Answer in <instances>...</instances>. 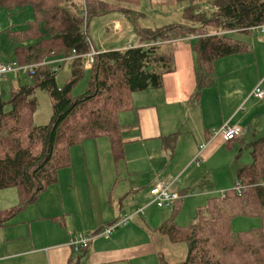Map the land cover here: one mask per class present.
<instances>
[{
	"label": "trees",
	"instance_id": "16d2710c",
	"mask_svg": "<svg viewBox=\"0 0 264 264\" xmlns=\"http://www.w3.org/2000/svg\"><path fill=\"white\" fill-rule=\"evenodd\" d=\"M177 1L187 3L180 22L145 29L137 26L143 14L130 7L135 0H0V6L6 9H32V20L24 28L5 30L4 35L13 45L10 61L38 65L32 75L12 73L31 77L32 84L9 86L6 98L3 89L0 92V191L16 188L19 196L18 204L0 209V228L9 226L48 186L57 183L56 172L69 166L73 146L107 138L114 162L123 157L118 114L133 108V94L161 88L164 75L174 70L172 51L165 48L168 42H191L195 53L192 98L197 99L203 88L214 84L216 61L249 50L225 34L250 33L264 24V0ZM114 12L133 24L139 43L96 52L88 34L89 22ZM57 63L70 65V78L62 87L55 82ZM85 70L90 72L86 92L73 97L71 89ZM36 89L46 91L51 101L52 115L47 125L33 124ZM163 143L173 151L175 135L165 137ZM247 146L252 161L237 168L233 189L208 197L184 226L174 224L184 200L179 199L171 207L169 220L157 228L172 243L186 245V256L178 264H264V135ZM237 183L239 190L235 188ZM124 216L106 227L114 226ZM239 216L259 218L261 225L233 233L231 221ZM53 220L63 223L61 217ZM106 227L84 235L90 243L104 237L101 233ZM68 264L82 263L75 258ZM156 264L168 263L160 256Z\"/></svg>",
	"mask_w": 264,
	"mask_h": 264
},
{
	"label": "crops",
	"instance_id": "0c3cea01",
	"mask_svg": "<svg viewBox=\"0 0 264 264\" xmlns=\"http://www.w3.org/2000/svg\"><path fill=\"white\" fill-rule=\"evenodd\" d=\"M113 14L108 26L122 30L123 20ZM124 47L119 45L94 51ZM168 47L173 54L174 70L164 75L162 87L133 94V108L118 114L124 159L135 165L139 163L141 169L134 172L126 165H112L109 170L103 169L109 180L96 197L91 191L89 198L80 196L73 202H67L62 197L57 211L53 209L49 216L43 217L40 213L33 220L20 217L16 224L10 222L0 231V264H68L70 259L75 261V258L82 264H156L160 256L168 264L183 261L186 245L172 243L167 236L156 231L168 221L171 209L159 208L169 210V213L149 211L152 206L146 207L151 197L149 191L158 183L171 184L173 191L183 195L189 194L191 188L188 187L206 186L203 178L208 171H197L193 166L199 147L207 145L200 157L207 164L222 147L234 150L244 146L241 138L244 135L242 126L247 121L245 106H251L249 114L255 111L252 101L255 98L251 93L259 81L254 80L253 74L243 73L244 68H240V72L231 68L221 74V86L215 79L212 86L203 88L197 99H193L195 57L191 44L176 40ZM8 75L2 77L0 91L5 84H11ZM260 83L264 89V79ZM223 110L227 111L226 118L221 117L217 121V114L221 115ZM255 115L251 113L250 118ZM226 123L240 127L242 134L233 141L225 142L215 133ZM247 127L252 128V122ZM172 135H175V146L170 151L163 142L165 137ZM141 158L143 161L139 162ZM72 183L66 188V194L71 199L75 194L74 181ZM192 192L197 194L194 189ZM189 196L192 195L186 197ZM141 208L144 225L136 219L129 221L108 238H94L79 254L72 253L67 245L72 235L91 234L124 214ZM83 210L92 213L81 212ZM53 217H61L63 223L53 220ZM44 218L46 223H42Z\"/></svg>",
	"mask_w": 264,
	"mask_h": 264
},
{
	"label": "rangeland",
	"instance_id": "374dc122",
	"mask_svg": "<svg viewBox=\"0 0 264 264\" xmlns=\"http://www.w3.org/2000/svg\"><path fill=\"white\" fill-rule=\"evenodd\" d=\"M134 3L135 4L130 7L143 14V16L138 19L137 26L145 29H155L180 22L181 12L187 5L186 2H178L177 0H135ZM114 13L115 14L113 15H117V17H120L123 20L124 27L122 30H117L112 25L108 26V22L111 21L112 13L94 17L89 22L88 34L93 49L101 51L103 48L117 47L119 45L127 46L128 44L136 46L137 43H139V38L135 32L133 24L126 19L123 14H119L118 12ZM30 20H32V9L30 7H25L21 10H13L0 6V59L5 60L6 62L11 60L13 45L5 40V30L22 29L24 28L25 23ZM225 36L248 46L249 50L241 54L224 57L215 62L214 74L215 79L219 81V85L221 86L223 82L221 74L231 68H235L238 71L240 68H244L243 73L253 74L254 80L256 82L257 80L259 81L258 84L262 82L264 79V33L255 34L253 32L245 33L231 31L226 33ZM175 41L168 42V45H171ZM160 43L161 42L158 44ZM165 48L170 50L168 46H165ZM192 53L194 52L192 51ZM193 55L195 57V53ZM58 66L59 68L55 75V82L58 87H62L70 78V65L67 63L61 66V64L57 63L55 67L57 68ZM9 75L8 77L9 80H11V84H5L3 90L1 89L3 92L0 91L4 96L7 91H9L7 90L9 86L16 88L19 84L30 85L33 83L31 77L19 75L17 78L14 76L15 74ZM89 78L90 72L85 70L80 80L72 87L71 96L75 97L84 94L88 87ZM257 85H255V87ZM34 96L37 100V106L33 114V124L36 126L47 125L52 115V106L49 95L44 90L36 89ZM6 97L7 96H5V98ZM252 101L255 105V111L250 112V114L256 113V115L254 118H250L248 112L251 106L249 104L245 106L244 115L247 117V119H245V121H247L245 125L242 126L244 135L241 138L244 146L238 147L234 150H228L226 147H222L218 150L216 156L207 164L202 162L201 158L199 161L200 163H193L192 161L193 166L197 171H208L206 175L207 177L205 176V178H203L207 185L188 187L191 188V194L189 192V195L192 196L186 197L182 201L183 204L174 220V224L177 226H184L191 222L192 218H194L196 208L205 204L208 197L220 196L223 191L233 189L237 168L251 163L250 149L247 145L251 141L264 135V101L259 102V100L256 99H252ZM226 113L227 111L225 110L222 111L221 115L218 113L216 120L219 121L221 117L225 119ZM242 113L243 111L240 114ZM247 114H249V116ZM249 122H252V128L247 127ZM69 156V166L60 168L56 172L58 179L57 183L48 186L38 196L36 203L28 206L24 211L16 215L13 220L10 221L11 223L16 224L20 217L21 219L22 217H27L28 219L33 220L36 216L40 215V213H42L43 217L51 215L49 212L53 209L54 212L57 211V208L59 207V199L62 197H64L67 202H73L76 197L80 196L87 199L90 195L89 191L94 192V196L96 197L109 180L108 177L105 176L107 172L104 173L103 169L109 170L108 168L112 167V165H120L121 167L126 165L127 168L134 169V172H138L141 169V167L138 166L139 163H136L137 165H135L133 162H127L125 161L124 156L117 162H114L109 140L107 138L85 140L70 148ZM142 161L143 159L141 158L139 162ZM143 165L147 166V164L144 163ZM73 181L75 194L73 193V199H71L66 194V188L71 187ZM193 189L197 191V194L192 192ZM203 190L205 192H203ZM18 202L19 196L16 188H9L0 191V209L15 206ZM153 210L155 212L169 211L159 209L155 205L149 207V211ZM81 212L92 213L90 210H83ZM134 212L135 210L130 214L126 213L124 215H132ZM169 212H172V210ZM119 214H121V212ZM32 215L34 216L33 218L31 217ZM134 217L130 219V222H133L136 219L141 221L142 225L145 224L142 216L135 215ZM169 217L170 214L166 220H169ZM45 218L42 219V223L47 222ZM260 225L261 222L259 218L240 216L233 218L230 224L233 233L258 228ZM1 229L2 228H0V231Z\"/></svg>",
	"mask_w": 264,
	"mask_h": 264
},
{
	"label": "built area",
	"instance_id": "2783aa9c",
	"mask_svg": "<svg viewBox=\"0 0 264 264\" xmlns=\"http://www.w3.org/2000/svg\"><path fill=\"white\" fill-rule=\"evenodd\" d=\"M251 31L255 34H262L264 33V24L255 26L251 29ZM222 33H219V35ZM193 37H190L192 39ZM183 41H188L187 39H180ZM159 42H156V44ZM94 52L92 53V55ZM91 57V55H89ZM50 63V62H49ZM47 63V64H49ZM37 64H28V65H18L14 61H0V79L8 74L18 73V74H27L32 75L34 70L37 68ZM87 67L89 65L87 64ZM251 96L256 100H264V89L262 88L261 83H259L254 89L252 90ZM216 135L220 136L225 142H230L239 137L242 134V129L238 126H231L230 124H224L221 129H219ZM206 144L201 145L198 150V154L194 158V162L198 163L200 161V157L204 149L206 148ZM264 185V181L261 185ZM235 188L239 190L241 186L237 183ZM150 201L146 207L150 205H155L158 208H167L171 209L174 202L178 201L181 198H185L189 194L181 195L179 192H175L171 189V184H164L158 183L154 185L150 191ZM191 194V193H190ZM195 194V192H194ZM143 209H137L132 215H126L120 218L114 226L106 227L101 235L104 237H108L112 234L113 229L121 224H126L133 218L135 215H141ZM89 237L84 234H78L75 236L70 237L68 241V246L72 250V252H77L81 249H85L88 246Z\"/></svg>",
	"mask_w": 264,
	"mask_h": 264
}]
</instances>
